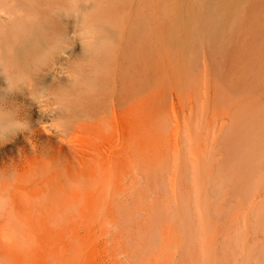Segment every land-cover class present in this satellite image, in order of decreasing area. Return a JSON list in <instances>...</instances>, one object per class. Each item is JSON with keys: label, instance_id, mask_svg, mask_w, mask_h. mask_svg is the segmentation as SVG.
Masks as SVG:
<instances>
[{"label": "rangeland", "instance_id": "374dc122", "mask_svg": "<svg viewBox=\"0 0 264 264\" xmlns=\"http://www.w3.org/2000/svg\"><path fill=\"white\" fill-rule=\"evenodd\" d=\"M122 1L113 127L74 129L73 122L68 134L53 126L45 137L40 129L19 171L29 173L20 180L24 189L0 194L31 248L18 251L5 239L0 259L137 264L144 257V264H165L174 255L168 263L264 264V0H150L145 42L135 28L140 1ZM44 120L32 119L48 128ZM29 130L7 137L6 150ZM137 149L151 151L146 160L159 151L153 164L158 158L160 165L149 167L152 160L142 162ZM96 181L99 190L92 189ZM52 183L64 187L53 190Z\"/></svg>", "mask_w": 264, "mask_h": 264}, {"label": "bare ground", "instance_id": "6f19581e", "mask_svg": "<svg viewBox=\"0 0 264 264\" xmlns=\"http://www.w3.org/2000/svg\"><path fill=\"white\" fill-rule=\"evenodd\" d=\"M121 1L122 0H79V9L77 10L75 6L72 4V0H0V111L10 112L17 120L23 121L26 129H30L28 134L21 136L20 141H17L16 139L13 141L14 149L6 150V145H5L6 143L0 144V166L7 167L10 164H14L13 166L17 168L18 173L19 171L22 172L21 171L22 169L20 168L21 167L25 168L22 165L23 160L26 159L28 154H32V153L27 154L28 147L29 146L34 147L33 145L34 143H36L34 141H36V139H40L39 137H41L43 134L45 137L46 133L44 132V129H53L55 127L54 129H60L62 130V133L66 132V134H68L67 131H71L70 129H73L72 128L73 125H71L73 122H75L74 129H83V130L98 129L100 131L101 129H109L110 126L113 127L111 121L116 116V57H117L116 41L118 39V38L116 39V36L118 29L121 27V25H124L123 23L121 24L120 22L122 21V18L120 20V14H123L120 13V11L121 9L124 11L127 6L123 1L121 3ZM149 1L150 0H138L139 3V4L137 3L138 11L135 13L136 15H134V16H138L137 22L135 23V28H138L140 26L139 30H141L143 34L144 42L146 41L145 38L147 35L146 34L147 26H148L147 11H148V6L150 5V4L148 5ZM69 12L73 13V18H69ZM77 12L82 18L80 22L81 27L87 25V26H94L95 28V42L91 45L82 46V42L75 38V34L78 31V26L75 21ZM131 12L132 11H130L129 13ZM61 13L63 15H61ZM123 15H125V13ZM149 16L150 15H148V18ZM129 24L131 25L132 23H128L127 25L130 26ZM132 25H134V23ZM128 26H127V31L128 28H130ZM133 29L134 28H132L131 30ZM128 32H130V30ZM120 33L122 34V32ZM138 33H140V31L139 32L137 31L133 39L134 38L136 39L137 35L139 36ZM58 37L69 38L66 40L65 56H62L64 55L63 53H58L56 51L55 41ZM130 38H132V36ZM119 39H121L120 36ZM118 42L122 43L121 48L125 46L123 45L125 41L120 42V40H118ZM138 57H140V55ZM73 61H79V63H76L73 69L74 72L76 73L75 81L71 85H69V81L67 77L61 76L60 75L61 73H58V71L60 66H68ZM55 67L56 69L53 70ZM61 71H63V69ZM37 91H42L44 93V96L37 99L36 96L33 95ZM35 114H38L40 117L41 116L46 117L48 119L47 121L49 122L48 128H46L47 125L45 127L42 126L45 124L42 125L39 124L37 126L33 124L32 119L34 118ZM115 119L116 118H114V121ZM47 122L45 121V123ZM40 129H43V132ZM47 131L49 130H46V132ZM52 135L53 134L50 135L46 134V136H52ZM6 139L7 141L12 140L9 138ZM142 150L144 149L135 150L137 153L139 152L140 158H138L139 156L135 155V153H133L135 155L133 156L134 157L137 156L136 158L142 159L143 156H145V154L148 152V150H146L147 151L146 153L145 150L144 151ZM140 151L143 153H141ZM149 152L151 153V151ZM149 152L147 154H149ZM157 152L159 151L156 150L155 153ZM155 153L154 156L157 155L160 157L161 154L160 152H159L160 154H155ZM142 154L144 155L141 156ZM133 156L132 159L133 161L135 160L134 163L137 164L136 158H133ZM157 156H155V158L151 156V159L147 158L149 160H146V156H145L143 160L146 161L142 160V162H148V161L150 162V160H152V162L150 163L148 162L149 167H151L152 165H153L152 168L159 166L162 161L159 159H161L162 157H160L159 159L157 158L159 162L156 163L158 164H155V162L153 164V161H155ZM147 157L150 156L147 155ZM28 160L32 162L30 158ZM25 163L26 162L24 161V164ZM37 164L39 163L37 162L36 166ZM85 164H87V162ZM145 164L143 163V165ZM150 164L152 165L150 166ZM140 165H142V163ZM24 166L27 167V163ZM43 166H45V163L43 164ZM102 166L103 165H101V167ZM87 167L89 166L87 165ZM149 167L147 168V164H146V168L149 169ZM98 168L97 170L100 171V169ZM103 169L104 168L101 169L100 174L103 172ZM28 172L31 171L29 170ZM32 172H33V168H32ZM95 172L96 171H94L93 174H91L90 172V174L91 176L93 175L95 178H98L94 175ZM45 173L46 172H44V174ZM20 174H18V176L15 178V182H10L5 184L3 187H0V194L1 193L4 194V192L14 193V192L22 191L24 187L22 186L20 180L23 178L22 175L26 174V171L24 170V173L23 174L20 173ZM28 174L29 173L26 174L27 177ZM48 177L49 175L47 176V178ZM99 181H101V179H99ZM97 182L98 181H96V184L92 185L93 190L94 189L99 190L102 188L103 184H101V182H98L99 184H97ZM110 182L111 180H109L108 183ZM107 186L110 189L109 187L110 185L107 184ZM63 187L64 184L63 185L59 183L51 184V188L53 190H60ZM109 197L110 195L107 197V199H109ZM174 200L177 201L176 198ZM177 203L175 204L176 207L180 208L179 206H182V203L181 202L178 204ZM103 204L102 206L105 207L106 204L104 205ZM253 204L255 203L253 202ZM176 207L175 209L173 208L172 209L176 211L177 209ZM71 209L72 208L68 209V211ZM181 210H182L181 208L180 210L178 209V212ZM50 212L52 213V211ZM98 212L99 214L102 213V211L100 213V210ZM52 215L50 216V218L51 217L56 218L55 214L52 213ZM46 218L47 221L48 220L51 221V219L48 216H46ZM55 218L52 219L54 220ZM97 218H99V215ZM53 223L54 222H52V224ZM179 223H182V221L181 222L179 221ZM182 224L183 225L180 224L181 226L179 225L178 228L184 227V229H186L187 227L184 226V223ZM181 228L180 230H178L179 235L182 232ZM183 232L184 233H181V235L184 234V236H182L184 238L186 237L185 236L186 231L183 230ZM189 234L190 232L188 234L186 233V235H188V237H186L187 239L189 238ZM182 237L180 238V241H182L183 239ZM185 241L182 242L185 243ZM194 242L196 241L193 240L192 243ZM179 244H180V249L184 250V248H181V246L183 245L185 246L186 243L181 244V242H179ZM179 251H177L178 254L177 252L176 254L182 257L180 254L181 251L180 252ZM198 252H200V250H198ZM132 253L129 254V256L131 255L132 257L134 255L136 256L139 252H137V254H135L136 252H134L133 253L134 255ZM139 256L141 255H138L137 257L139 258ZM146 257L147 256H145V258ZM169 257L175 258L174 255L173 257L172 255H169ZM166 258H165V262L163 260L165 264L172 260L171 258L166 260ZM176 258H178L179 260V257L176 256ZM185 258L186 256L184 257V259ZM134 259L136 260L135 257H133V261ZM131 260L128 259L129 262ZM141 260H138V262L136 260V263L141 264L142 261H144L142 263L144 264L146 260L148 261V259L145 260L144 257L143 260L142 261ZM179 261L177 262L178 264ZM183 261L185 260L181 259V262ZM128 263L126 262V264ZM131 263L133 264L135 262H131ZM171 263L176 264L174 259L172 262L168 264Z\"/></svg>", "mask_w": 264, "mask_h": 264}, {"label": "clouds", "instance_id": "9594fccd", "mask_svg": "<svg viewBox=\"0 0 264 264\" xmlns=\"http://www.w3.org/2000/svg\"><path fill=\"white\" fill-rule=\"evenodd\" d=\"M72 4L75 8L79 9V0H72ZM61 15H63L61 13ZM69 18H73V13L69 12ZM81 16L76 14L75 21L78 26V31L75 34V38L82 42V46L91 45L95 42V28L94 26H80ZM73 38V37H72ZM68 37H58L55 41V48L58 53L65 55L66 40ZM79 61H73L68 66H60L58 73L61 76L67 77L69 85H71L76 78L74 72V66ZM57 67V66H56ZM56 67L53 69L55 70ZM63 69V71H61ZM33 95L37 99L44 96L42 91H37ZM35 102V101H34ZM25 125L23 121L17 120L10 112L0 111V144L7 142V137L15 135L17 131H25ZM10 164L7 167L0 166V187L10 182H15V178L18 176V170ZM11 203L8 198L0 197V241L7 240V243L13 245L18 251L27 252L31 248V244L26 242V238L22 232L19 222L15 219L13 213L10 211ZM109 230L114 229V225L108 223L105 225ZM0 264H5L3 259H0Z\"/></svg>", "mask_w": 264, "mask_h": 264}]
</instances>
